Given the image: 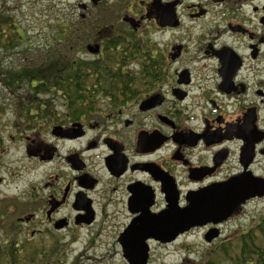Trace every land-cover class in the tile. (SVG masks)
<instances>
[{
    "label": "flooded vegetation",
    "instance_id": "af4514ba",
    "mask_svg": "<svg viewBox=\"0 0 264 264\" xmlns=\"http://www.w3.org/2000/svg\"><path fill=\"white\" fill-rule=\"evenodd\" d=\"M122 1L76 0L83 13L69 24L80 39L70 56L90 70L114 43L129 51L115 67L146 79L128 81V90L114 96L89 91L81 113L68 110L62 98L58 106L53 101L56 121L29 131L51 138L22 140L34 167L54 172L32 186L33 208L16 219L50 224L33 228V238L64 229L91 233L94 226L99 235L123 216L116 243L122 248L123 233L131 234L134 247L149 248L148 263L152 243L168 245L182 235L171 241L150 235L140 244L141 228L150 230L161 215L172 214L178 228L189 226L185 233L207 232L264 196L255 184L259 195L230 217L194 211L228 184L256 179L253 167L264 158V0ZM110 2L120 6L117 16L106 14ZM39 190L47 194L36 196Z\"/></svg>",
    "mask_w": 264,
    "mask_h": 264
},
{
    "label": "rangeland",
    "instance_id": "374dc122",
    "mask_svg": "<svg viewBox=\"0 0 264 264\" xmlns=\"http://www.w3.org/2000/svg\"><path fill=\"white\" fill-rule=\"evenodd\" d=\"M75 2L76 0H0V15L13 16L14 21L25 33L20 44L15 46L12 51L0 47V69L18 65L31 66L43 58L44 50L49 51L51 47L58 48L59 54L70 56V46L75 48L80 40L77 39L75 30L72 33L69 30L64 32L66 37L62 43L56 41L54 44L51 41L55 39V29L59 28L58 24L65 25L66 28L67 24L75 22L79 14L83 13L76 7ZM115 2L119 5L123 4L122 0H115ZM110 3L111 8L108 11L104 8L106 14L113 12L117 16L120 6ZM95 14L90 16L93 17ZM59 98L53 100L57 106L61 103ZM15 99L14 94L5 89L0 80V103L5 106V110L0 112V139L4 146L0 151V198L6 197L14 202L18 199L23 200L22 203L17 204L19 209L15 210L14 217L25 218L33 208L32 200L30 201L33 197L32 186L43 185L46 175L54 170L46 167L35 168L33 160L26 155L23 138H26L27 142L30 140L40 142L41 138L50 139L51 137L49 132H43L41 136H37L35 132H18L12 124L14 122L13 104ZM258 160L260 164L253 167L255 172L253 176L259 178L262 181L261 187H264V158L259 157ZM39 194L46 195L47 191L39 190L35 195L39 196ZM10 206L14 207V203H11ZM263 213L264 196L248 200L237 213L231 214L232 216L230 215L231 217L229 216L230 218L220 225L219 237L210 244L203 238L205 229L196 228L182 234L175 242L168 245L152 243L147 264H181L185 259L199 262L201 254L212 243L226 237L233 230L246 226ZM124 221L123 216H118L111 223L118 222L114 224L115 228H108L99 235H96L97 226L93 227L91 233L84 229L75 233H71L69 229L53 230L52 233L44 231L37 233L34 235L33 241L46 246H35L36 252H38L36 259H40L41 253L45 256V252L41 251L43 248L47 249L50 254L49 259L43 264H126L122 258L121 248L116 243L118 230ZM19 223L22 235L31 238L33 228L51 227L49 223H40L38 218L36 226L24 222ZM33 245L35 244L33 243Z\"/></svg>",
    "mask_w": 264,
    "mask_h": 264
},
{
    "label": "trees",
    "instance_id": "16d2710c",
    "mask_svg": "<svg viewBox=\"0 0 264 264\" xmlns=\"http://www.w3.org/2000/svg\"><path fill=\"white\" fill-rule=\"evenodd\" d=\"M58 26L55 29V39L51 41L54 44L56 41L62 43L64 39L62 35L65 28L60 24ZM66 26L69 30V24ZM24 36L25 33L13 16L0 15L1 48L12 51ZM114 46L116 44L113 43L109 47L112 51L107 52L99 64L90 66V70L83 69L75 57L59 54L58 48L52 47L49 51L44 50L43 58L31 66L1 68L0 80L3 86L16 97L12 124L18 132L50 128L52 122L56 121L57 113L53 103L55 98L61 97L67 103L68 110L72 108L75 109L74 112L81 113L82 106L87 105L85 98L90 99L89 91L114 96L118 91L128 90V81L146 79L115 67L123 53L128 54L129 51L116 50ZM87 80L93 81L97 86L94 89L85 87L82 82ZM4 110L5 106L0 103V112ZM2 147L0 139V151ZM11 203H14V207L10 206ZM17 204L19 205L18 200L14 202L6 197L0 198V264L46 263L49 251L42 248L45 256L41 253L40 259H36L38 252L35 248L46 245L36 244L33 238L22 235L20 223L14 217L15 210L19 209ZM200 258L199 262L185 259L181 264H264V213L246 226L233 230L226 237L212 243Z\"/></svg>",
    "mask_w": 264,
    "mask_h": 264
},
{
    "label": "water",
    "instance_id": "95a60500",
    "mask_svg": "<svg viewBox=\"0 0 264 264\" xmlns=\"http://www.w3.org/2000/svg\"><path fill=\"white\" fill-rule=\"evenodd\" d=\"M255 184H258L259 186L262 184V181L259 178L254 179L253 177L249 178L247 176H244L243 179L228 184L225 193H222L220 195L215 194L209 199H203L199 201L200 205L196 203L194 211L197 210L196 214H203L205 217H211L215 211L222 210L224 211L223 218H226L231 214L232 210L236 206H239L250 197H254L257 194L259 195V193L255 189ZM262 193L264 194V192ZM183 213H187V209L181 210L180 216L184 217ZM171 216L172 214H169V216L161 215V219L163 218V221L159 223L154 221L153 223H151L153 224V226H150V230L141 228V232L137 234L136 240H139L141 244V242H143L147 237L152 235L164 241H171L175 238L176 235L183 233L189 228V226H183L182 224H180L178 228V225L173 222V216ZM157 218L158 217H155V219ZM167 219H171V229L167 228ZM128 230L129 228L126 230V232ZM126 235L123 233L122 237L120 238L122 245V256L124 257V259L129 264H146L149 248L145 245V243L140 247H134L131 234L126 233ZM162 236H164V238H162ZM218 236L219 230L217 228H213L212 230H209L204 234V239L207 242H210Z\"/></svg>",
    "mask_w": 264,
    "mask_h": 264
}]
</instances>
